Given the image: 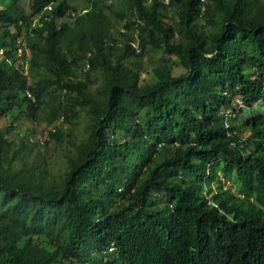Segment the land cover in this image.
Masks as SVG:
<instances>
[{
    "label": "trees",
    "instance_id": "trees-1",
    "mask_svg": "<svg viewBox=\"0 0 264 264\" xmlns=\"http://www.w3.org/2000/svg\"><path fill=\"white\" fill-rule=\"evenodd\" d=\"M114 2L0 0V264H264V0Z\"/></svg>",
    "mask_w": 264,
    "mask_h": 264
},
{
    "label": "rangeland",
    "instance_id": "rangeland-1",
    "mask_svg": "<svg viewBox=\"0 0 264 264\" xmlns=\"http://www.w3.org/2000/svg\"><path fill=\"white\" fill-rule=\"evenodd\" d=\"M70 1L72 4H74L75 6H77L78 8L82 7V0H68ZM109 2H106V4ZM113 4V9L117 10V8H119V4H117V2L115 3L114 0H112ZM21 9L25 12L28 13V9L26 7L25 4L21 3L20 5ZM105 13L107 14L108 18L110 21H114L115 16L110 13V11H105ZM116 22V21H115ZM117 23V22H116ZM118 25V23H117ZM150 55H152L153 53H149ZM157 58V53L156 55H153L151 59L147 58V55L145 57H143L142 60V66L144 67H148V64L151 63L152 61H156ZM85 69V68H83ZM149 70V68L147 69ZM178 71L177 68H175L174 73H176ZM81 73V72H80ZM144 76L147 77L146 80L150 79L151 77V73H147V74H141V77L144 79ZM99 82V79L96 80V82L92 83V86H96L97 83ZM10 117H0V128L2 127H8V124L10 122ZM84 122H85V118L83 116V113L80 112L78 115V119H75V124L71 125L68 123H64L61 124L60 127H62V132L60 134L62 141L60 143H56L54 144L53 141H48V143H43L44 145H42V147H40L38 150L41 153L42 157L44 158L45 161L50 162L55 168H59L62 169L63 168V161H64V156L63 154H66L68 151V146H67V138L68 136L66 135L67 133H69V139H72L74 141L80 139L82 137V128L84 126ZM14 130H9L8 132V136L9 138L14 141L15 140V136L16 135H23V134H27L32 141H36L37 138L43 133V131L46 129V124L43 120H29L25 117H20L17 121H13L11 122ZM16 133V134H14ZM46 149L45 151L43 149ZM70 153V152H69ZM51 164H49V166H51ZM231 183V182H230ZM227 182H225L226 185H228V187H230V189L232 191L234 190V187L230 186L231 184ZM154 199V198H153Z\"/></svg>",
    "mask_w": 264,
    "mask_h": 264
},
{
    "label": "built area",
    "instance_id": "built-area-1",
    "mask_svg": "<svg viewBox=\"0 0 264 264\" xmlns=\"http://www.w3.org/2000/svg\"><path fill=\"white\" fill-rule=\"evenodd\" d=\"M164 3L167 2V0H162ZM202 1V0H200ZM47 9H49V7H47ZM132 47L134 49L135 52H138L140 50L139 48V45L137 42H132ZM19 52V50H18ZM2 57V49L0 48V58ZM85 67H88L87 64L84 65ZM25 95L27 97H29L32 101H34V98L30 95L29 92L25 91ZM238 103V106H241V103L240 102H237ZM62 122V116H59L58 119L56 120V122L53 124V125H50L47 127L46 130L43 131V133L37 138V142L40 143V144H43L45 141L49 140L50 139V133L54 132L55 130V125L59 124Z\"/></svg>",
    "mask_w": 264,
    "mask_h": 264
},
{
    "label": "clouds",
    "instance_id": "clouds-1",
    "mask_svg": "<svg viewBox=\"0 0 264 264\" xmlns=\"http://www.w3.org/2000/svg\"><path fill=\"white\" fill-rule=\"evenodd\" d=\"M47 7H49V9H50V6L48 5V6H46V9H47ZM71 14H73V13H71ZM122 30V29H121ZM134 42H137V41H134ZM138 43V42H137ZM132 44V43H131ZM132 46V45H131ZM140 48V47H139ZM85 67V66H84ZM86 68V67H85Z\"/></svg>",
    "mask_w": 264,
    "mask_h": 264
}]
</instances>
